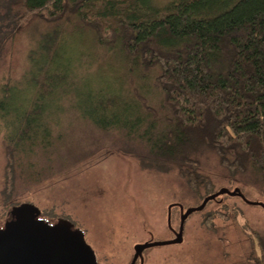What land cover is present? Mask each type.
Here are the masks:
<instances>
[{"label": "trees", "instance_id": "16d2710c", "mask_svg": "<svg viewBox=\"0 0 264 264\" xmlns=\"http://www.w3.org/2000/svg\"><path fill=\"white\" fill-rule=\"evenodd\" d=\"M34 16L78 21L105 50L103 59L124 69L121 83L112 79L92 91L88 109L100 133L122 136L123 150L129 146L142 170L175 174L203 199L214 191L203 168L213 155L230 184L264 196V0H171L162 7L149 0H0V60ZM24 88L9 76L0 82L6 215L22 203L8 199L15 176H23V163L34 168L30 154L50 135L44 119L24 107ZM35 173L28 191L40 181ZM40 212L50 222L73 221ZM215 213L205 219L211 230ZM242 231L251 243L247 264H264V234L247 223Z\"/></svg>", "mask_w": 264, "mask_h": 264}, {"label": "rangeland", "instance_id": "374dc122", "mask_svg": "<svg viewBox=\"0 0 264 264\" xmlns=\"http://www.w3.org/2000/svg\"><path fill=\"white\" fill-rule=\"evenodd\" d=\"M169 1L149 0L156 7ZM90 33L76 20L47 21L34 16L5 46L0 82L7 76L12 83L23 81L24 107L33 109L30 116L44 119L50 132L46 146L42 138L44 145L30 154L34 168L25 163L22 170L19 167L23 176H15V190L8 199L70 215L100 263L129 264L134 245L173 238L167 224L170 204L192 207L201 202L203 193L195 194L175 174L142 170L126 151L129 146L123 150L122 136L100 133L95 127L88 109L89 95L112 79L121 83L117 77L124 69L103 59L105 50ZM3 132L0 127V223L6 217L1 193L5 183ZM54 134H63L64 141L56 142ZM203 168L212 178L214 191L238 187L248 199L264 202L255 187L230 184L213 155ZM33 171L40 181L33 179L28 191L27 177ZM213 211L218 213L208 220L216 227L211 230L205 219ZM179 220V208L173 206L171 226L176 231ZM244 223L264 234V209L239 197L220 195L187 218L181 243L144 250L143 264H247L251 243L242 231Z\"/></svg>", "mask_w": 264, "mask_h": 264}, {"label": "water", "instance_id": "95a60500", "mask_svg": "<svg viewBox=\"0 0 264 264\" xmlns=\"http://www.w3.org/2000/svg\"><path fill=\"white\" fill-rule=\"evenodd\" d=\"M223 194L239 197L246 204L264 209V202L248 199L240 188L221 187L206 195L198 205L186 208L180 215L176 231L171 226V208L179 206L182 211L183 205L170 204L167 224L174 230V237L134 245V253L129 264H135L138 259L140 264H143L142 253L148 248L181 243L187 217L203 210L208 201ZM9 214L11 218L0 227V264H101L97 261L93 248L86 241L83 230L75 227L70 220L58 218L50 222L41 217L40 209L30 202L13 206Z\"/></svg>", "mask_w": 264, "mask_h": 264}, {"label": "flooded vegetation", "instance_id": "af4514ba", "mask_svg": "<svg viewBox=\"0 0 264 264\" xmlns=\"http://www.w3.org/2000/svg\"><path fill=\"white\" fill-rule=\"evenodd\" d=\"M174 207H178L179 208V218H180V215L186 210V208H184L183 207V209H182V211H181V209H180V207L179 206H174ZM190 216V215H189ZM188 216V217H189ZM187 217V218H188ZM11 218V216H10V214L8 213V215H6V217H5V219H4V221H3V223H1L0 224V227H2L3 225H4V223L6 222V220H8V219H10ZM187 220V219H186ZM171 231H172V233H173V237H174V230H172V229H170ZM98 261V260H97ZM99 262V261H98ZM100 263V262H99ZM101 264H103V263H101ZM135 264H140V260L138 259L137 261H136V263Z\"/></svg>", "mask_w": 264, "mask_h": 264}]
</instances>
